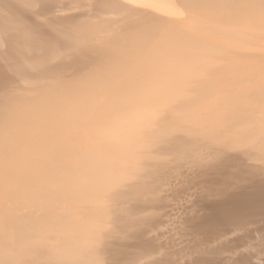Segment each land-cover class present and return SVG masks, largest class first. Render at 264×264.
I'll list each match as a JSON object with an SVG mask.
<instances>
[{
  "label": "bare ground",
  "instance_id": "obj_1",
  "mask_svg": "<svg viewBox=\"0 0 264 264\" xmlns=\"http://www.w3.org/2000/svg\"><path fill=\"white\" fill-rule=\"evenodd\" d=\"M25 2L0 0V264H262L258 17L216 0H52L41 18ZM109 84L146 104L83 123ZM27 122L56 146L8 174L5 131ZM197 237L211 255H192Z\"/></svg>",
  "mask_w": 264,
  "mask_h": 264
},
{
  "label": "snow or ice",
  "instance_id": "obj_2",
  "mask_svg": "<svg viewBox=\"0 0 264 264\" xmlns=\"http://www.w3.org/2000/svg\"><path fill=\"white\" fill-rule=\"evenodd\" d=\"M215 4L222 10L243 14L249 21L258 17L261 35V71L262 80H264V0H216ZM24 7L36 16L44 18L46 13L52 10V0H26ZM48 18L50 20V17ZM78 49L79 45H75L69 50L75 53ZM48 50L56 56L68 54L63 48L55 46L48 47ZM144 104H146L145 98L127 92L118 85L109 84L103 90L98 103L83 113L80 119L87 124L90 120L102 117L105 112L115 111L119 107H142ZM144 111L147 113L145 127H149L156 118V112L152 109H144ZM58 134L54 129L38 122H27L16 128H7L4 134L7 173L19 175L31 168L38 155H45L47 151L55 148V143H49V140ZM96 134L104 136L106 132L97 129ZM41 146H44L43 149ZM174 228L177 236H184L188 231V226L181 221H177ZM261 241L264 245V234L261 236ZM196 242L198 246L192 255L208 256L212 254V245L209 242L203 241L200 237H197ZM125 264H143V262L133 258L126 261ZM153 264H180V262L160 259L154 261ZM188 264H215V262L191 260Z\"/></svg>",
  "mask_w": 264,
  "mask_h": 264
}]
</instances>
